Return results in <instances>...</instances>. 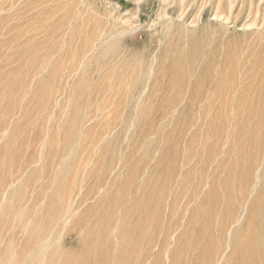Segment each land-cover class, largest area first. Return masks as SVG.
I'll return each mask as SVG.
<instances>
[{"label":"bare ground","instance_id":"1","mask_svg":"<svg viewBox=\"0 0 264 264\" xmlns=\"http://www.w3.org/2000/svg\"><path fill=\"white\" fill-rule=\"evenodd\" d=\"M160 1L164 8L180 4L162 29L166 34L176 28L178 43L190 54L183 49L173 56L166 97L158 105L164 117L159 127L150 125L140 149L117 146L136 123L140 97L120 99L134 105L119 121L122 103L102 105L87 116L83 65L74 62L67 70L66 80L77 75L80 98L68 96L67 116L73 117L56 126L51 116L28 119L37 83L34 91L24 89L28 102L23 93L10 98L21 68L3 77L0 104L10 103L4 107L8 115L0 114V264H264V18L240 22L239 12H225L217 3L189 12L183 0ZM6 12L0 5V41L11 31ZM115 36L92 42L98 50ZM60 44L49 51H65ZM89 44L80 47L95 49ZM115 67L107 74L119 76L126 66ZM48 68L37 80L40 87L56 82L58 65ZM189 79L186 106L200 125L190 119L181 128L182 116L172 123L167 116L181 106ZM126 83L122 88L131 86ZM60 104L51 102V110L60 108L63 115ZM103 119L107 127L91 137L95 122ZM30 133L26 149L32 151L21 160L17 154ZM150 153L142 171L141 161Z\"/></svg>","mask_w":264,"mask_h":264},{"label":"rangeland","instance_id":"2","mask_svg":"<svg viewBox=\"0 0 264 264\" xmlns=\"http://www.w3.org/2000/svg\"><path fill=\"white\" fill-rule=\"evenodd\" d=\"M170 1L173 4L175 3L174 0ZM216 3L220 5V9L224 7L226 9L225 12L229 13L230 10L239 12L240 22L247 20L251 23L264 18V0H183L181 6L189 5V7L191 6L189 12H195L201 4L216 5ZM175 4L172 5L173 7L164 8L160 0H0V5L7 10L8 25L11 28L9 35L0 41V82L6 73L21 68V72L17 75L14 82L13 96L11 95L10 98L14 97V93H23L25 97L28 95V102L31 95L28 92H24V89L29 86L30 91H34L37 83V96L35 99L32 98L28 104V119L29 121L36 118L43 120L46 116H51V125L56 126L65 118L73 117V114L67 116L70 113L67 101H69L68 98L70 96L72 98L76 95L75 99L77 97L78 99L80 98L77 96L74 85L77 75L68 80L65 78L67 70L73 66L74 62L81 64L84 66L82 75L85 74L88 82V92L84 96L85 103L88 102L89 104V108L85 111L86 114L100 108L102 105L104 108L105 105L112 108L114 102L117 103L114 104L117 107L122 103L120 101L122 98H131L130 100H133V98L140 97L137 103V111L140 114L138 115L137 113L136 123L132 124L127 136L125 135L126 137L122 136L120 138L121 140L125 139L122 140L124 143L121 141L117 144L123 151H126L124 149L126 147L128 151H133L134 147L140 149L141 140L144 136H148L147 131L150 125L159 127V123L164 117L158 105L166 97L168 69L173 61V56L183 49L190 54L184 42L178 43L179 37L176 35L178 33L176 28L172 27L166 34L163 33V24L167 20L174 18L175 12L180 8V4H176V6ZM201 16L203 19L205 18V11L202 12ZM77 22H80V25ZM93 24L102 28L96 27L99 29H95ZM122 24L125 26L124 31L122 30ZM76 27H78V31H76ZM89 31H91L90 35L86 34ZM101 31L104 35L101 34ZM122 32L124 33L122 34ZM82 33L85 35L83 36ZM115 33L119 36L112 38L104 45V48L101 45V48L97 50L93 45L92 39L94 37L97 40L105 35L109 36V34ZM68 34H75L72 36L73 40L69 46L66 44L69 38L71 39ZM78 34L82 35L78 36ZM91 36L93 37L90 38V42L89 39L86 42L84 41L86 37ZM58 42L61 43L62 49H65L66 52L58 51L53 54L54 51L50 52L49 48ZM27 43L28 45L26 46ZM86 43L92 44L96 50L92 49L91 46L87 50L81 49V44ZM35 48L36 51H34ZM100 49H102V52L99 51ZM91 50H94V52ZM51 62H55L58 65L56 82L54 85L48 83L45 87H40L38 79H42L49 72L50 68L48 67ZM121 62L123 64H120ZM117 65L126 66L121 70L119 76H114L113 73L107 74L110 67L116 68L115 66ZM42 68H44V75L38 74ZM1 72H3L2 75ZM34 74H36L37 78H34ZM127 76L128 79H126ZM30 81L32 82L30 83ZM126 81L131 84L127 89L125 87L122 88V86L127 84ZM190 82L189 79V82L186 83V95L182 99L181 106L177 105L171 108L167 116L169 123H172L177 116H182V119L180 118L178 121L179 126H182L181 128H183L182 124L190 119L196 121V123L194 122L196 127L200 125L198 124L200 122L197 120L196 113L194 117V113L190 114L186 106V104L189 106ZM124 89L125 91H123ZM56 90H62L63 96L54 94L55 98L51 97L53 91ZM128 91L130 92L128 93ZM56 99L61 101L60 106L63 105L65 109L62 112L63 115L59 114L60 108L58 112L51 110V102H57ZM9 101L5 100L0 104V114L3 118L8 115L4 107L10 103ZM130 103H122L119 106L117 121H119L120 117L125 118L124 112H126V109L134 105L132 103L133 105L131 106ZM22 105L24 104L22 103ZM200 105H202V102ZM16 108H18V104ZM121 109L122 111H120ZM141 111H143L142 114ZM105 112L104 110L103 113ZM87 116H90V114ZM104 120H97L95 122L97 124L94 123L96 126H94V134L92 133L93 136L91 137H94V135L98 136L107 127ZM94 124H92V127ZM98 124H101L99 125L100 128L97 127ZM196 127H192L189 131H194ZM171 128L172 126H169L165 131H170ZM96 131L99 132L97 133ZM158 134L161 135L160 132ZM32 135L31 133L26 135L24 139L25 146L17 154V158L20 157L22 160L32 151L30 148L29 150L26 149ZM155 147H158V144ZM158 150L160 151V146ZM152 157L153 155L150 153L147 158L141 161L142 171L148 166ZM139 158L140 156L136 157V159ZM21 160H18V162ZM160 173L161 169L159 170ZM66 241L67 244L71 243L70 238L66 239Z\"/></svg>","mask_w":264,"mask_h":264}]
</instances>
